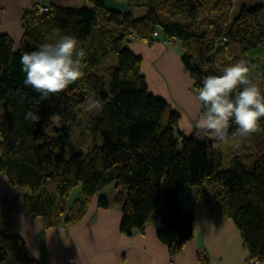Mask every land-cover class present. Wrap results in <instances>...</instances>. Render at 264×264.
Here are the masks:
<instances>
[{
    "label": "trees",
    "instance_id": "trees-1",
    "mask_svg": "<svg viewBox=\"0 0 264 264\" xmlns=\"http://www.w3.org/2000/svg\"><path fill=\"white\" fill-rule=\"evenodd\" d=\"M123 1L144 9L143 15L86 0L77 8L24 11L18 45L0 34V172L21 194L24 211L42 218L45 228L80 221L97 196L99 208L120 207L124 235L158 220L156 237L171 254L194 235L192 207L179 195L196 187L218 222L233 221L248 262L264 263V133L220 147L184 135L178 112L148 92L141 57L124 46L132 36L148 40L156 31L180 41L197 93L204 77L220 75L240 59L257 83L264 80V65L256 63L264 61L250 54L264 47V8L241 6L233 15V0ZM57 32L75 37L87 53L84 76L37 104L39 94L23 83L20 59L58 40ZM88 96L99 110L82 127L78 113ZM29 111L37 112L38 123L25 119ZM78 184L80 197L69 204ZM110 184L111 201L98 196ZM0 264L40 263L21 239L0 231Z\"/></svg>",
    "mask_w": 264,
    "mask_h": 264
},
{
    "label": "crops",
    "instance_id": "crops-1",
    "mask_svg": "<svg viewBox=\"0 0 264 264\" xmlns=\"http://www.w3.org/2000/svg\"><path fill=\"white\" fill-rule=\"evenodd\" d=\"M85 3L86 0H0V34L8 35L18 45L24 11L39 4L77 8ZM241 6L264 8V0H233L231 14L235 15ZM162 39L153 42L130 39L126 47L142 59L141 72L148 92L164 99L178 112L177 129L186 135L187 124H195V118L200 115L198 93L181 61V42L177 45L175 40L168 39L164 43ZM185 194L187 204H183L192 207L194 214V235L180 251L171 254L156 237L158 220L147 223L141 232L124 235L120 231V207L113 204L99 208L97 196L91 199L80 221L45 228L42 218L24 211L21 194L0 172V231L21 239L31 257L40 264H251L236 226L227 223L230 219L218 222L216 214L212 216L206 212L210 210L195 206L188 189ZM114 195L115 189L109 196L110 201ZM229 227L233 228L229 230L230 236L216 233ZM200 250L205 253L201 263L197 256Z\"/></svg>",
    "mask_w": 264,
    "mask_h": 264
},
{
    "label": "clouds",
    "instance_id": "clouds-1",
    "mask_svg": "<svg viewBox=\"0 0 264 264\" xmlns=\"http://www.w3.org/2000/svg\"><path fill=\"white\" fill-rule=\"evenodd\" d=\"M55 42L42 44L38 50L22 54L23 81L39 94L37 104L64 91L69 85L82 79L87 53L78 47V41L70 35H60ZM251 67L245 59L224 67L220 75L203 78L196 96L200 115L195 124L188 123L186 135L199 140L215 141L216 147L241 142L254 134L264 133L260 120L264 118V93L250 75ZM25 119L38 123L37 112L29 111ZM235 131L229 135V129ZM233 148L239 143H232Z\"/></svg>",
    "mask_w": 264,
    "mask_h": 264
},
{
    "label": "rangeland",
    "instance_id": "rangeland-1",
    "mask_svg": "<svg viewBox=\"0 0 264 264\" xmlns=\"http://www.w3.org/2000/svg\"><path fill=\"white\" fill-rule=\"evenodd\" d=\"M102 1H103V3H104V5H105L106 8L116 9V10H120L122 12H131L134 17H139V16L143 15V13H144V9H138L136 7H130L123 0H102ZM38 6L39 5H36L34 7L37 8ZM238 9H240V8H238ZM238 11H236L235 14H238ZM176 43L178 45L180 43V41L176 40ZM126 44H127V42H124V46L125 47H126ZM260 56H262V59L264 61V47L261 48V49H258V50L257 49L256 50H253L251 52V54H250V57H253L254 59L256 58L258 60H259V58H261ZM256 65H258V67H261V66L264 65V62L261 63V61L259 60V61H257ZM257 84L261 88L262 93H264V80H261L260 82H257ZM169 108L171 110H174L170 106H169ZM98 110H99V103H98V101L95 100L92 96H88L85 104H83L79 108V113H78L79 118H80V120L82 122V127H84L86 125V122L89 119V117L92 116V115H94L95 113H97ZM113 189H114V185L113 184H110L107 187H105L99 193L98 196L104 195L107 198H109V196L111 195ZM80 193H81L80 184H78L70 192V194L68 196L67 202L70 204L71 201H73L77 197H80ZM197 193H198V189L196 187H191V188L188 189V196H191L193 198V201H195V206L197 208L198 207H202L203 208L202 204L200 203V198L198 196L196 197V194ZM206 212H211L212 213V216H215V212L214 211H206ZM228 222L230 224L229 226H233V227L235 226V224L233 223L232 220H228L227 223ZM230 228L233 229L232 227H229L228 230L226 228H222L220 231H218V232L216 231V233L219 234V235L221 234L222 236H230V231H229Z\"/></svg>",
    "mask_w": 264,
    "mask_h": 264
},
{
    "label": "built area",
    "instance_id": "built-area-1",
    "mask_svg": "<svg viewBox=\"0 0 264 264\" xmlns=\"http://www.w3.org/2000/svg\"><path fill=\"white\" fill-rule=\"evenodd\" d=\"M48 10V6H46V5H42V4H39V6L36 8V11L37 12H39V13H41V12H45V11H47ZM132 39H135V37H131ZM160 40V37H159V33L156 31V32H154L153 34H152V36L147 40L148 42H153V41H159ZM162 42H164V43H168L169 42V40H168V38H163L162 39ZM180 199L182 200V202H184V203H186L185 202V198H186V194H185V191L184 192H182L180 195ZM187 204V203H186ZM184 205V206H188V205ZM198 260L200 261V263L201 262H203L204 261V259H205V253H204V250H200L199 252H198ZM170 264H172V263H170ZM251 264H264V263H259L258 261H256V260H252L251 261Z\"/></svg>",
    "mask_w": 264,
    "mask_h": 264
}]
</instances>
